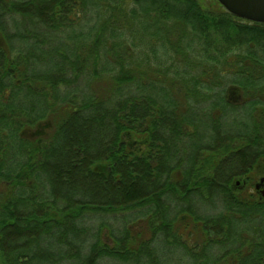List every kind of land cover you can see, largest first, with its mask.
I'll list each match as a JSON object with an SVG mask.
<instances>
[{"label": "trees", "instance_id": "1", "mask_svg": "<svg viewBox=\"0 0 264 264\" xmlns=\"http://www.w3.org/2000/svg\"><path fill=\"white\" fill-rule=\"evenodd\" d=\"M205 1L0 0V264H264V23Z\"/></svg>", "mask_w": 264, "mask_h": 264}, {"label": "flooded vegetation", "instance_id": "2", "mask_svg": "<svg viewBox=\"0 0 264 264\" xmlns=\"http://www.w3.org/2000/svg\"><path fill=\"white\" fill-rule=\"evenodd\" d=\"M230 91L237 95L235 98L233 97L229 98L231 101L243 100V96L239 98V96L242 94L238 89L231 88ZM258 98L259 95H254V97L252 96V98H250L249 100L255 102L254 107L256 109V115L260 117L259 115L260 110L262 111V114L264 113L263 110L264 103L263 104L258 103L257 102ZM262 99L264 100V98ZM261 120L263 119L258 118V121H253L252 123V125H254V129L252 130V132H254L255 135L253 141H256L257 138L264 139V121ZM249 150H250L249 153L252 156V161L250 163L251 170L247 172L244 171L240 172V175L236 176L233 179V185L236 189L242 190L244 193H249L258 200L264 201V196L262 195V191L264 189V144L259 142L252 143L250 145ZM234 154H236L238 157L240 156V158L241 157L243 158L247 155V153L245 151H242L241 149L234 151ZM260 154H263V156L259 157Z\"/></svg>", "mask_w": 264, "mask_h": 264}, {"label": "water", "instance_id": "3", "mask_svg": "<svg viewBox=\"0 0 264 264\" xmlns=\"http://www.w3.org/2000/svg\"><path fill=\"white\" fill-rule=\"evenodd\" d=\"M232 14L253 21L264 23V0H217ZM264 196V189L262 191Z\"/></svg>", "mask_w": 264, "mask_h": 264}, {"label": "rangeland", "instance_id": "4", "mask_svg": "<svg viewBox=\"0 0 264 264\" xmlns=\"http://www.w3.org/2000/svg\"><path fill=\"white\" fill-rule=\"evenodd\" d=\"M209 0H206L205 2L208 3ZM233 94V98H235L237 95L235 93ZM242 95L239 96L241 98ZM244 112H239V111H233L231 109H226L225 110V115L222 119V125L218 128L217 131H219V135H224V134H237V133H245L247 131V127L249 125L248 122H245V114L246 110L244 109ZM247 115V114H246ZM245 123V124H244ZM204 130H209L206 126L201 127V135L202 137L205 136V131ZM207 139L201 138L200 141H205ZM134 142V141H132ZM206 142V141H205ZM139 144V143H137ZM249 165V164H248ZM233 168H235L233 166ZM96 224V223H95Z\"/></svg>", "mask_w": 264, "mask_h": 264}]
</instances>
